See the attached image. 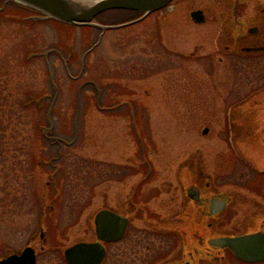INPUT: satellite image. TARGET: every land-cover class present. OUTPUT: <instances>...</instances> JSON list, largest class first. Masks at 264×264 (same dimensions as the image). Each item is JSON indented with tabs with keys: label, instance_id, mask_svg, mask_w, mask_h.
I'll return each instance as SVG.
<instances>
[{
	"label": "rangeland",
	"instance_id": "1",
	"mask_svg": "<svg viewBox=\"0 0 264 264\" xmlns=\"http://www.w3.org/2000/svg\"><path fill=\"white\" fill-rule=\"evenodd\" d=\"M215 3L173 0L168 7L139 22L106 30L96 46L95 28L52 20L23 24L15 7L4 10L0 16V65L8 69L7 75L0 72V76L11 78L10 87L16 81L21 84V89L12 88L13 96L21 97L26 90L38 94L49 90V75L41 57L27 64L19 63L26 49L56 46L66 56V47L71 44L74 57L69 71L74 75L84 50L90 45L93 49L85 56L83 72L77 80L70 78L55 54L47 59L58 87L51 121L55 141L60 143L55 145L44 139L31 142L36 159L42 163L35 179L24 181L22 176L10 173L12 158L7 159L5 151L0 155V258L30 244L38 254L36 264H58L60 250L76 241L82 231L89 205H101L105 192L113 195L120 188L127 191L132 178H125L122 185L117 180L120 174L109 168L122 165L127 172L131 157L145 162V156L151 161L156 170L148 176L145 188L157 189L171 169L194 154L200 143L208 158L228 151L222 128L228 123L229 104L232 98L254 89L258 81L242 78L238 58L220 52L223 59L219 62L216 16L218 10L225 16L230 11L222 1L217 9ZM200 7L209 9V19L195 24L188 12ZM106 12L108 16L102 17V21L105 19L107 24L139 15L124 9ZM248 61L257 64L256 60ZM88 78L102 88L101 104L117 107L113 112L99 110L89 82L80 92V110L73 127L76 87ZM45 109L22 110L27 120L25 137L34 129L29 123L31 118H42ZM261 114L264 118V112ZM6 117L7 113L3 120ZM204 126L209 127L205 135L201 133ZM135 128H139V134ZM140 137L144 156L140 154ZM25 147L20 159L26 167L30 148L26 152ZM255 158L261 161L258 156ZM256 159L252 158L254 165L262 166ZM48 160L52 163L48 164ZM170 162L173 166L168 167ZM146 170L147 166L142 167V174ZM52 171L56 173L52 175ZM9 193L12 197L17 195V200L11 199ZM43 232L44 243L40 240ZM43 244L45 249L41 250Z\"/></svg>",
	"mask_w": 264,
	"mask_h": 264
},
{
	"label": "flooded vegetation",
	"instance_id": "2",
	"mask_svg": "<svg viewBox=\"0 0 264 264\" xmlns=\"http://www.w3.org/2000/svg\"><path fill=\"white\" fill-rule=\"evenodd\" d=\"M215 1L216 9L222 1L230 11L225 16L218 10L216 16L219 62L223 59L220 52L238 58L242 78L256 79L257 86L241 97L232 98L226 116L228 123L221 129L226 134L224 145L228 150L222 156L215 154L208 158L200 143L194 154L186 156L178 168H172L163 178V188L157 189L145 188L148 176L153 169L156 170L149 159L150 167L145 174H142L141 168L145 169L147 165L137 157L129 158L131 163L127 172L122 165L109 168L120 174L117 180L122 185L125 178H132L127 191L120 188L116 195L105 192L101 205H89L91 209L85 217L82 231L76 241L68 245L98 241L104 248L99 264H264V259L247 261L231 248L213 243L221 236L257 233L264 236V118L261 114L264 112V94H261L264 92V0ZM194 9H202L205 14L203 23L208 21V8ZM104 16L107 18V12L93 21L110 25L105 19L102 21ZM76 26L97 30L95 46L108 30L101 31L89 24ZM92 47L90 45L80 56L79 70L83 69L84 58ZM66 48V56L56 46L48 47L45 52H48L47 59L55 54L70 78L75 80L77 74L69 71L74 52L71 44ZM248 59L256 60L257 66ZM239 107L242 110H238ZM115 110L109 106L102 109L105 112ZM204 129L207 131L204 132ZM208 131L209 127L204 126L201 133L205 135ZM257 156L261 161L255 158ZM252 158L260 161L262 166L254 165ZM170 163L168 167L176 162ZM138 192L143 193L140 195ZM102 209L126 218L125 229L119 239H106L117 233L119 226L115 222L105 229L103 221L102 232L97 229L95 219ZM40 240L43 243L46 241L44 232ZM32 247L36 264L38 254ZM65 248L60 250L58 264H68L64 256ZM44 249L43 244L41 250Z\"/></svg>",
	"mask_w": 264,
	"mask_h": 264
},
{
	"label": "water",
	"instance_id": "3",
	"mask_svg": "<svg viewBox=\"0 0 264 264\" xmlns=\"http://www.w3.org/2000/svg\"><path fill=\"white\" fill-rule=\"evenodd\" d=\"M170 1L171 0H3V6L7 2H15L37 11L38 14L32 15V19L46 20L51 18L75 25L89 24L97 26L104 31L107 28H119L138 22L148 14L164 7ZM3 6L0 7V11ZM112 9L136 11L140 13V16L133 20L112 25H102L93 21L98 14ZM189 15L196 23H203L205 21V14L202 9H193L189 12ZM251 107H254V105H251ZM50 109L47 113L48 117ZM238 110H242V107H239ZM50 127L45 128L44 132L50 129ZM203 131L205 132L207 129ZM95 220L99 232H102L101 223L103 221H105V229L110 228L113 222L119 226L117 233L106 238L107 240L119 239L122 236L125 229L126 218L118 217L116 214L102 209L98 212ZM100 236L104 238L103 235ZM213 243L221 247L231 248L237 256L247 261L264 259V236L260 233L250 235L244 234L236 237L221 236L215 239ZM103 255L104 248L98 241L92 243L76 242L64 249V256L68 264H99ZM35 260L36 254L34 248L28 245L19 253H11L0 258V264H35Z\"/></svg>",
	"mask_w": 264,
	"mask_h": 264
},
{
	"label": "trees",
	"instance_id": "4",
	"mask_svg": "<svg viewBox=\"0 0 264 264\" xmlns=\"http://www.w3.org/2000/svg\"><path fill=\"white\" fill-rule=\"evenodd\" d=\"M9 6L15 7L18 10V12H20V15L18 16V20L23 24H31V23L34 24L37 22L50 21L49 19L48 20L32 19L31 16L35 13V11L27 6H23L15 2H7L4 5L3 9L4 8L7 9ZM3 9L0 11V16L3 14L5 10ZM45 51L46 50H35L30 47L25 50L23 59H20L19 63L27 64L33 58L41 57L44 60L45 69H46L47 74L49 75V82H50L49 90L43 91L40 94L34 93L30 90L29 91L26 90L25 92H23L21 97L13 96L12 88L21 89L22 88L21 84L19 83V81H16L10 87V85H8V80H10L11 78L5 79L4 77L0 76V155H2L4 151L5 153L8 152L7 159L12 158L11 162H9L8 170L10 171V173H13L15 176H19V178L22 176L24 178V181H27V180L33 181L35 179L34 176L37 172V168L41 166L42 164L41 160L38 161V159H36L35 157L36 155H34L33 145L31 144V142L34 141L35 143L36 141H40L41 139H44V140H49V141L58 143L57 141H55L56 137H54L55 135L53 133V124L51 121L54 102L58 95V87H57L55 80L54 79L51 80V77H50L51 69L46 63V59L44 56ZM47 55H48V52H46V56ZM5 67L6 66L4 65H0V72H4L7 75L8 68L7 67L5 68ZM82 72H83L82 69L78 70V73L76 75L77 79L78 77L82 75ZM89 82H91V84L89 85L93 89V94L95 96L94 102L97 108L99 110H102L105 108V106L101 104V98L103 96L102 88H100L95 82V80H93L92 78L85 79L83 82H80L76 87V104H75L73 127L76 126V122L78 120V112L80 110L79 105H80L81 98H82L80 96V92L83 86H85ZM8 89H9L8 94H6ZM9 94H11L13 97L12 98L8 97ZM43 108H46L44 116L42 118L40 117L39 119L34 118V120H33V117L31 118L32 120L29 123L32 122L34 129H32V132L28 133V135L25 137L24 131H25V124L27 120L25 118V115H22L21 113L22 110L25 111V110L31 109V111L32 110L40 111ZM18 109H20L19 113H18ZM49 109H50V114L48 117L47 113ZM6 113H7L6 120H3V116H5ZM3 121L5 122V125ZM1 122H3V125L1 124ZM50 124H51V127H50ZM48 127H50V129L44 132V129ZM25 141L26 142L28 141L26 147L24 144ZM24 147L26 149V152L30 148L29 161L26 164V167L23 164L22 160L20 159V152L21 150L23 151ZM56 169L57 168H54L53 170H56ZM29 173L31 174V176L28 175ZM13 192H19V190H14ZM8 195L14 201L17 200V195L16 196L13 195V197L11 193H9ZM36 203L40 205L39 198H37Z\"/></svg>",
	"mask_w": 264,
	"mask_h": 264
}]
</instances>
